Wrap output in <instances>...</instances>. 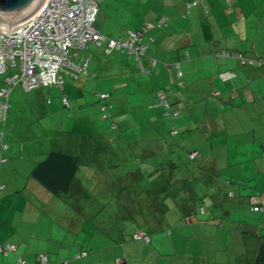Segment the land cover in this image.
<instances>
[{
	"label": "crops",
	"instance_id": "crops-1",
	"mask_svg": "<svg viewBox=\"0 0 264 264\" xmlns=\"http://www.w3.org/2000/svg\"><path fill=\"white\" fill-rule=\"evenodd\" d=\"M190 1L192 0L187 3ZM206 1L209 5L208 9L203 5V8L197 9L202 12L199 16L207 19L203 18L200 22L196 19L197 23H191L195 32L197 31L196 34L199 33L198 28L201 32L206 29L202 37L197 36L196 38V41L201 39L202 42L198 49H195L196 44L188 32L189 30H186V26L179 22V18L183 19L182 14L187 3L180 7L173 4L171 9L177 12L170 14L164 13L166 6L163 5L152 4L146 8V16L144 15L145 17L141 21L138 20L141 24L136 30L140 29L145 22L156 23L160 17L165 15L169 16L170 19L166 26L155 27L147 32L145 38L147 48L145 55L140 57V61L135 54L122 49H114L109 52L108 40L122 39L108 37L97 29L104 36L105 41L94 44L98 47H105V53L110 56L114 52H117V55L121 54V60L118 57L113 61L108 60L106 70H102L103 73L102 71L100 73V83L108 88L110 93L119 90L115 97L117 100L122 98L120 103L127 106L130 104V98L137 96L149 103L153 99L150 97L152 93H158L162 90L161 86L166 82L169 85V83H174L175 81L172 82V80L177 78L179 85L183 82V87L193 88L203 94V98L208 102L207 105L204 103L203 105L207 106L208 112L212 111V116L215 113L223 112L217 119L212 117L215 120L222 119L221 127H216V130L213 131L214 135L226 137L224 135L226 132L231 133L237 139H234L233 143L237 141V145L235 144V149L233 147L232 153L236 155L234 156L237 160H244L246 157L243 154L252 152L259 155L260 152L263 153L264 151V144L251 149L252 144H247L243 140L248 133H253L255 139L259 129L264 132V67L246 65L242 59L217 58L215 55L227 50L240 52L254 64H258V59L264 58V0ZM136 30L132 29V31ZM128 37L129 34L126 39ZM222 42H226L225 45L227 46L224 47ZM78 58L79 55L76 53L73 62L82 66L87 64V67H83L79 71L68 68L67 73L71 72L75 78L79 74H86L93 57L90 55L86 62L82 59L78 60ZM136 67L148 75L147 79H143L145 74L136 76L138 72L140 74ZM178 68L183 72L181 78L176 74ZM100 76L97 75L96 77L100 78ZM2 85L3 79L0 78V87ZM53 87L57 86L39 87L28 92L22 85L14 86L8 100L9 108L6 121L4 125H0V137L3 136L5 146L0 149V245H16L18 247L17 252H11L8 255L0 252V264H37L41 255L48 257V264L253 263L260 243L264 242V232L261 233L259 239L254 238L253 243H249L252 233L249 234L248 230L239 232L241 241L235 246L233 257L230 256V252H227L230 250V244L222 242L221 244H212L211 247L206 243L203 249L200 248L202 256L194 259L192 241L183 243V240H190L188 233L192 229L185 233L182 231V227L199 225L202 220L196 224H185L180 221L176 224L174 221L175 226H169L163 230L156 226L155 221L152 220L155 214L160 216V210L157 207L152 213H146V210L141 212L138 210V217H142V224L155 226L151 229L146 227L139 231L141 235H148L151 242L133 239L132 235L136 234L138 230H132L133 227L128 226V220L122 221V217L129 216L128 202L131 194H128V191L122 190L120 194H117L120 206L117 210H112L107 214V211H101L103 207L98 205V198L102 192L94 197H92L93 195L82 194V191L85 193V189L86 191L92 190V187L95 186V190L96 188L103 189L106 194L103 197L104 200L113 198V196H108L104 190L109 185H124L125 180L121 179L122 174L119 171L122 170L123 166L104 168V171L94 166L81 165L76 176L75 186L72 189L75 192L72 199H77H75L76 203L71 205L66 203L65 197L53 195L42 186L34 178L33 170L50 152L66 151L74 155L80 152V138L78 140L70 135L66 141L63 136L62 140L67 143V146H64L63 141H59L61 140L59 137L54 140H51L52 135L49 137L47 118L54 112L51 108L52 105L50 106L54 102L47 97L49 93L54 94L55 89ZM216 92L219 93V98L209 101L208 97L211 93ZM165 93L167 98V90ZM155 96L158 98L160 95ZM181 96L183 95L179 93L171 97L177 103L181 101ZM109 98H112V94H109ZM189 98L193 100L191 93H186L184 99L187 103H189ZM193 104L196 105L197 102ZM63 106L65 105L63 104ZM65 108L72 110L70 101L69 107L65 106ZM127 111L125 107L117 110L116 114L119 115L115 116L114 114L115 119H122L125 122ZM139 116L140 113L136 117H143ZM114 117L112 118L113 122L118 126L120 120L116 122ZM256 123H259V127ZM50 126L54 131L55 124L52 123ZM183 127L185 128V126ZM241 146L245 149H241ZM219 153L221 154V152ZM259 158L260 163L257 168L254 164V166L252 164L246 165V162L240 164L238 160L239 166L235 168L233 176L228 174L233 180L229 187L234 189L240 198L247 197L248 201L251 197L264 200V159L263 157ZM175 160L176 158L167 160L165 162L167 164L163 168L162 164L158 162H156V166L151 163H145L141 168L135 166L145 174L144 179H142L143 176L137 177L138 184L142 187L145 185L156 186L160 190L164 182L176 183L180 178L188 180L189 183L196 182L198 176L197 182H200L199 185L202 188L196 189L194 196L196 198L202 197L206 190L211 197H215L216 194L217 202L220 200L219 196L224 193L227 180L223 177L209 180L207 177L217 174V171L224 166L228 167V162L220 165L217 160L209 161V164L207 162V164H197L189 168L174 162ZM168 161L170 162L168 163ZM177 164H181V167L179 168ZM132 169L133 167H130V170ZM150 170L152 171L149 172ZM163 170L168 172L165 173ZM150 173L151 175H149ZM131 180L136 183L135 180ZM87 181L89 183L86 184ZM128 183L129 180L125 183L126 187ZM138 192L142 193L139 194ZM138 192L136 195L139 194V200L149 197V194H144L141 188ZM81 200L89 204H85L84 208L80 207L78 203ZM88 208L94 209L89 211L90 218L87 216L89 227H85L86 222L84 221L80 227L76 219L81 212ZM179 208L180 206L174 211L173 217L175 219L181 217ZM251 212L258 222H264V214L259 216L257 215L259 213H254L252 209ZM206 213H209L210 216L213 215L209 210ZM65 221H67V225ZM206 224H210L209 221H206ZM260 227L264 229V225L260 224ZM243 244L245 248L242 247ZM81 252L88 254L78 258L77 256Z\"/></svg>",
	"mask_w": 264,
	"mask_h": 264
},
{
	"label": "rangeland",
	"instance_id": "rangeland-1",
	"mask_svg": "<svg viewBox=\"0 0 264 264\" xmlns=\"http://www.w3.org/2000/svg\"><path fill=\"white\" fill-rule=\"evenodd\" d=\"M188 1L189 0H100V13L96 20L95 27L108 37L126 40L129 32L132 31V29L136 30L141 24L139 21L146 16L147 12L145 10H147L146 8L150 5L159 4L166 6L164 13L170 14L172 12H177L171 9L173 4L174 6L180 7L182 5L184 6ZM166 2H170V4ZM197 8H203V6L194 7L187 13V16H183V19L179 18V22H182V25L186 26L185 29L189 30L188 32L192 35V39L196 44L195 49H198L202 44L201 39L196 41L197 36L202 37L204 34L203 32L206 31V29H204V31L201 32L200 28H198L199 33L196 34L197 31L195 32L194 27L191 26V23H197L196 19L200 22V20L204 18L199 16L202 12ZM221 44L224 45V47L227 46L225 45L226 42H222ZM192 49L190 50L192 51ZM71 53L74 55L78 53V60L82 59L85 62L90 55H92L93 58L90 61L86 74H79L77 78L73 77L71 72L67 73L68 69H65V71L62 72L64 87H53V89H55L54 94L49 93L47 98L54 102L50 104V106L52 105L51 108L55 112L47 118L49 137L52 135L51 140L59 137L61 139L59 141H63L64 146H67V143L62 140L63 136L66 141L68 139L67 137L70 135L78 140L80 138V148L83 152L81 158L89 166L92 164L97 165L99 162L109 166H116L117 164L115 163L122 165L127 162V165H124L122 170H119L121 174H125L124 184L129 180L127 187L125 185L122 187L121 184L119 186L109 185L104 190L107 192L108 196H113V198L104 200L103 197L106 194L103 192L102 188H96L95 190V186H93L92 190H88L89 195H93L92 197L100 195L102 192L98 198V204L103 207L101 211H107V214L112 210H117L120 206L117 194H119L122 189L123 191H128L129 194L133 193L130 201L133 203L132 199L136 198L135 192L138 190L135 187L138 184L134 185L131 180L132 177L127 175L130 171V167L134 168L138 166L141 168L145 163H151L153 166H156V162L163 163L167 160L176 158L174 162L192 168L197 164H207V162L209 164V161L213 162L217 160V163L220 165L227 164L228 162L230 166H224L221 169L222 174L225 176L224 178L229 183L225 182L226 187L224 194H222L219 198L220 200L217 202V209L212 210L216 213V216L213 217L210 216L209 213L199 212V219L202 220L201 224L185 225L182 227V231L185 233H188V231L192 229L188 233L190 235V240H183V243L186 244L192 241V256L195 259L202 256L201 249L205 247L206 243L211 247L212 244H221L222 242L230 244V250L227 252H230V256L233 257L235 254L234 248L241 241L239 232L248 230L249 234L252 233L251 238H249V243H253L254 238L259 239L261 233L264 232V229L260 227L261 222H258L257 218L251 214V205L248 198H240L237 192L229 187L231 182H233L229 175L233 176L235 168L239 166V163L246 162V165L252 164V166L255 165L257 168V165L260 163V161H258V159H260L259 157H263L264 159V151L263 153L260 152L259 155L258 153L252 152L250 154H243L246 159H238V163L235 157L236 155L232 153L233 147L235 149L237 145V141L233 143L234 139H237L231 133L226 132L224 134L226 137H219L218 135H214V133H212L213 131L207 130L208 126L210 127L215 122L212 118L207 117H212V111L208 112L206 109L208 102L203 98V94L200 91L183 87V82L179 85L177 78L172 80V82L175 81L174 83H169V85H167L168 82H166L161 86V89L167 90L168 93L167 102L170 105L168 108L165 106L160 96V98L155 96L157 93H152L150 97L153 99L149 103L137 96L136 98L131 97L130 104L124 106L120 103L122 98L117 100V97H115L119 90L110 93V90L100 83V73L102 70H106L108 60L113 61L116 60L117 57L121 60V54L117 55V52H114L110 56L105 53V47H98L94 43L89 44L88 48L84 50H72ZM137 71H140V74L138 72L136 76L145 74V78L143 79H147L148 75L139 67ZM95 75L100 76V78L95 77ZM102 93L108 95L112 94V98L105 101L101 100L100 95ZM179 93L183 95L181 96L182 99L180 102L175 103V100L171 96L178 95ZM186 93H191L193 96V100L191 99L192 97L189 98V103L186 102V98V100L184 99ZM63 96L69 99L72 110L63 106ZM193 101L197 102V104L194 105ZM203 103L206 105H203ZM105 106H108L106 112L103 111V107ZM122 107L128 110L125 122H123L122 119H119V122V120L114 117V114L115 116L119 115L116 114V112ZM176 111H178V115L174 116V112ZM139 113L140 116H143L142 118L136 117ZM217 114L218 113H215V115ZM106 116L110 117L106 118ZM112 116L116 122H119L117 127L113 126ZM49 123L50 125H52V123L55 124V134ZM256 124L259 127V123ZM174 125H176L180 131V134L177 136L171 134ZM183 126H185L186 129ZM212 129L216 130V127ZM187 130L190 131L187 132ZM156 137L160 139H156ZM243 140L247 142V144H252L251 149L257 148V145L264 144V132H261L259 129L255 135V139L253 133H248L244 136ZM129 144L132 150L131 153L128 151ZM164 144L167 145L165 149H160L159 145L162 146ZM194 149L200 150L201 158L205 159L207 156V162H202L203 160L200 158L197 161L189 160L188 153ZM241 149L244 150L245 148L241 146ZM219 152H221V154ZM123 159L124 163H122ZM102 170L105 171V169ZM108 178L110 179V177ZM87 183H89V181H87L86 184ZM231 193L234 194L233 197L230 195ZM123 201H125V199H123ZM91 210L94 209L88 208L84 210L76 219L80 227L83 221L86 222L85 227H89L88 217L90 218L91 216L89 212ZM257 215L260 216L261 213ZM125 220L126 218L122 219V221ZM128 220V226H132V230H137V218H129ZM206 221H209L210 224H206ZM65 224L67 225V221H65ZM100 224L103 225L101 222ZM262 225H264V222ZM193 246H195V248H193ZM242 247L245 248L244 244Z\"/></svg>",
	"mask_w": 264,
	"mask_h": 264
},
{
	"label": "built area",
	"instance_id": "built-area-1",
	"mask_svg": "<svg viewBox=\"0 0 264 264\" xmlns=\"http://www.w3.org/2000/svg\"><path fill=\"white\" fill-rule=\"evenodd\" d=\"M99 4V0H48L24 27L13 33L0 29V78L3 79L0 87V125L6 121L8 100L14 86L22 85L26 91L50 86L63 88L62 72L65 69L79 71L87 67V64L76 65L71 51L84 50L91 43L105 41L95 27ZM168 20V17H162L157 23L145 22L140 29L130 32L126 40H108V51L122 49L135 54L140 61L147 48V32L166 25ZM101 97L105 99L107 96ZM160 97L166 103L165 97ZM63 103L69 106L67 98H63ZM3 147L1 136L0 149ZM258 209L255 208L256 211ZM17 251L16 245H0V252L5 255ZM46 260L42 257L43 264Z\"/></svg>",
	"mask_w": 264,
	"mask_h": 264
},
{
	"label": "trees",
	"instance_id": "trees-1",
	"mask_svg": "<svg viewBox=\"0 0 264 264\" xmlns=\"http://www.w3.org/2000/svg\"><path fill=\"white\" fill-rule=\"evenodd\" d=\"M200 5H203L207 9L209 8V5L207 4L206 0H192L189 3H187L186 8H185L182 16H184V17H185V15L187 16L188 12H190L194 7H198ZM162 17H168V19H170V17L167 15L162 16ZM162 17H160V18H162ZM160 18L158 20H160ZM158 20L156 21V23L158 22ZM168 22H169V20H168ZM168 22H167V24H168ZM166 25H164V26H166ZM215 57H217V58L233 57V58H236L238 60L242 59L245 62L244 64H246V65L247 64H249L251 66L254 65V66H257L258 68L264 67V58L258 59L257 60L258 64H254L252 61H250V59L245 58L243 56V54L240 52L227 50V51H222V52L216 54ZM177 67H179L178 64H177ZM179 73H182V76H179ZM230 74H232V73H230ZM228 75H229V73H228ZM177 76L179 78L183 77V72L181 70H179V68L177 71ZM221 76H224V74L223 75L221 74ZM95 77H96V75H95ZM157 94L160 96L163 95L165 97L166 103H164V104L168 108L170 105L167 102L165 91L160 90ZM102 95H105L107 97L105 99H102V97H101ZM218 96H219L218 92L211 93V95L208 97V100L209 101L217 100L219 98ZM100 97L102 100L105 101L109 98V95L102 93L100 95ZM64 98H67V97H64ZM68 101H69V99H68ZM62 102H63V100H62ZM66 107H69V106H66ZM107 110H108V106L103 107L104 112H106ZM222 113L223 112H220L219 114L213 115L212 117H216V119H217V117L219 115H221ZM177 115H178V111L174 112V116H177ZM109 117L110 116H106V118H109ZM213 120L215 122L210 127H212V128L219 127V126L221 127L222 119L221 120L213 119ZM113 126L117 127V125L114 122H113ZM213 126H215V127H213ZM210 127L208 126V129H207L208 131H215L214 129H212ZM212 133H214V132H212ZM171 134L173 136H177L178 134H180V131L178 130V128L176 126H174L172 131H171ZM80 141H81V139H80ZM166 144L162 145L163 147L161 145H159V148L164 149L167 145H170V144H167V145ZM128 147H129L128 151L131 153L132 150L130 148V144ZM79 148H80V146H79ZM82 153L83 152L81 151V148H80V152L75 154V155L71 154L69 152H66V151L65 152L64 151L50 152L48 154V156L34 168L33 176L42 186H44L53 195L65 197L66 203H69L70 205L72 203H76L75 199H77V198L72 199V197L74 196L73 194H75V192H73L72 189L75 186L76 176H77V173H78L80 166L84 165V164L87 166V164L81 158ZM164 153H166V152H164ZM192 154H196V156L192 157L191 156ZM188 157H189V160H191V161H197L200 158L203 160L202 162H204V163L207 162L206 160L208 159L207 156L205 159L201 158V152L199 149L191 150L188 153ZM95 162H93V163H95ZM169 162L170 161H168V163ZM122 163H124V159H123ZM115 164H117V165L116 166H114V165L109 166L106 164L103 165V163L99 162L97 165L92 164L90 166L91 167L94 166L95 168H99V169H101V168L104 169L103 167H105V169L120 168L124 165H127V162L122 164V165H119L118 163H115ZM161 164H162V168H163V166H165V164H167V163L163 162ZM177 165L179 168L181 167V164H177ZM151 171L152 170H150L149 172H151ZM163 171H165V170H163ZM221 171L222 170L217 171V174L219 172V175L212 174L211 176L207 177V179H209V180L215 179L216 180V179H221V177L224 178L225 176L222 174ZM167 172L168 171L166 170L165 173H167ZM127 175H130L132 177V179L135 180L136 183H134V185L138 184L137 177L141 178L143 176L142 179L145 178V174L143 172H141L140 169L138 170V167L137 168L135 167L132 170H130L127 173ZM149 175H151V173ZM121 176H122L121 179L125 178V174H122ZM198 178L199 177L197 176V178H196L197 181H198ZM180 179L178 181H176V183H170L169 184L168 181L164 182L163 185L161 186L160 190L156 186H154V187L153 186H147L146 187V185H145L144 187H142V186H140V184H138L135 187L138 190H140V188H141V191H143L144 194H149V197L147 196L145 199L139 200L138 195L142 192H138V190H137V192L139 194H137L135 196L136 197L135 199H132L133 203L130 202L131 198L133 196V193L129 197V202H128V208H129L128 214H129V216L126 217V220H128L129 218H134V217H136L138 220V221H136L138 231H136V234L132 235L133 239H137V240L143 239L145 242L150 243L151 242L150 237L148 235H141V233H139V231L145 229L146 227H148L150 229L155 227V226H151V224L149 226L147 224H142L141 223L142 217L141 216L138 217L139 211L141 212V211L146 210V213H149V212L152 213L153 211H155V207L159 208L160 216H157L155 214L154 219H152V220L155 221L156 226H159L163 230H164V228H168L169 226H174L175 225L173 223L174 221H176V224H178L179 221L183 222L185 224L186 223H190V224L191 223H193V224L199 223V220H200L198 218L199 212L206 213L209 210L211 215L213 214L212 215L213 217L216 216V213H214L212 211L213 209H217L218 203H217V200L215 198L216 194H215V197L214 196L211 197V195L208 194V192H206V190H205L202 197L196 198L194 196V192L196 189L200 190L202 188L199 185L200 182L193 181L194 183L193 182L189 183V181L186 180L185 178H184L185 180H182V179L180 180ZM124 185H121V186L124 187ZM81 188L83 189V187H81ZM205 189H206V186H205ZM122 190H120V193L122 192ZM137 192H135V193H137ZM82 194L83 195H85V194L89 195V192H88V190L86 191V189H85V193L82 191ZM230 195L232 197L234 196L233 193H231ZM221 196H222V194L219 196V198ZM228 196H229V194H228ZM213 198H215V199L212 200ZM68 200H69V202H68ZM249 202L251 205V209L254 213L264 214V200L258 199V197H251ZM82 203L89 204L86 201L84 202V200H81L78 203L81 205L80 207L85 206V204H82ZM75 205L77 206V204H75ZM123 205H125L124 202H123ZM178 206H180L179 211L181 212V217L175 219L173 217V214H174V211H176V208ZM255 208H259V209L256 211ZM123 218H125V217H122V219ZM151 222H153V221H151ZM262 223L263 222L261 221V224ZM136 236H138V237H136ZM84 253L86 255L88 254L87 252H81L78 254L77 257L79 258V257L86 256V255H83ZM42 257H45L47 259L45 264H48V257L46 255H41L38 258L37 264H43ZM252 264H264V242L260 243L258 250H257V253H256V257H255Z\"/></svg>",
	"mask_w": 264,
	"mask_h": 264
},
{
	"label": "water",
	"instance_id": "water-1",
	"mask_svg": "<svg viewBox=\"0 0 264 264\" xmlns=\"http://www.w3.org/2000/svg\"><path fill=\"white\" fill-rule=\"evenodd\" d=\"M48 0H0V29L13 33L28 24Z\"/></svg>",
	"mask_w": 264,
	"mask_h": 264
}]
</instances>
